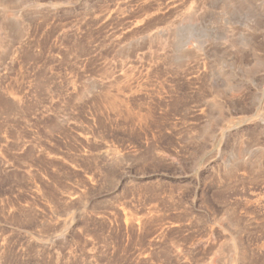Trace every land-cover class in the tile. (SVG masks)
<instances>
[{"label": "rangeland", "instance_id": "1", "mask_svg": "<svg viewBox=\"0 0 264 264\" xmlns=\"http://www.w3.org/2000/svg\"><path fill=\"white\" fill-rule=\"evenodd\" d=\"M0 264H264V0H0Z\"/></svg>", "mask_w": 264, "mask_h": 264}]
</instances>
